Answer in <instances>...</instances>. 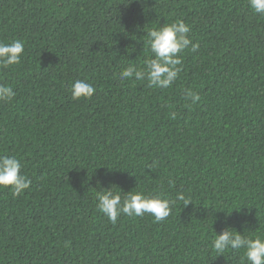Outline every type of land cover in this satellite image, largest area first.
<instances>
[{"label":"trees","instance_id":"1","mask_svg":"<svg viewBox=\"0 0 264 264\" xmlns=\"http://www.w3.org/2000/svg\"><path fill=\"white\" fill-rule=\"evenodd\" d=\"M178 19L199 48L183 51L173 85L122 82L151 57L148 30ZM15 39L0 155L32 183L0 187V264H245L210 241L226 228L264 237V15L248 0H0V42ZM77 79L90 99H72ZM109 187L190 202L113 225L96 208Z\"/></svg>","mask_w":264,"mask_h":264},{"label":"clouds","instance_id":"2","mask_svg":"<svg viewBox=\"0 0 264 264\" xmlns=\"http://www.w3.org/2000/svg\"><path fill=\"white\" fill-rule=\"evenodd\" d=\"M248 6L256 14L264 15V0H248ZM191 26L182 19L164 23L160 27L147 32V45L151 57L143 62V67L129 65L119 76L123 81L134 78L136 81H147L150 88H169L177 80L182 65V53L186 48L195 52L199 44H193L190 32ZM24 51V43L15 39L10 43L0 42V68L18 65ZM95 86L87 79H77L71 83V96L74 100L90 99L95 93ZM186 100L195 104L199 95L190 88L183 90ZM15 96L11 86L0 84V100L11 101ZM175 119V114H172ZM158 166L157 161L148 164L149 169ZM32 181L21 173V162L15 155H0V187H11L14 196L28 189ZM96 208L115 225L123 214L128 217H141L150 214L156 222L162 221L172 213V204L183 201L186 206L190 199L183 191H177L175 201L162 193L146 194L143 191H128L121 193L111 187L96 191ZM242 207L237 208L239 211ZM248 222L245 221L246 225ZM216 233V232H215ZM212 251L224 254L229 250H243L245 264H264V237L260 235L245 236L240 232L226 228L222 234H215L210 241Z\"/></svg>","mask_w":264,"mask_h":264}]
</instances>
